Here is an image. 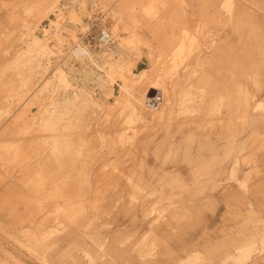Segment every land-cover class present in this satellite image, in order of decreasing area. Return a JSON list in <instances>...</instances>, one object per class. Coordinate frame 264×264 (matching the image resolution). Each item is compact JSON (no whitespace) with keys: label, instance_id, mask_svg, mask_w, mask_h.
Returning a JSON list of instances; mask_svg holds the SVG:
<instances>
[{"label":"rangeland","instance_id":"obj_1","mask_svg":"<svg viewBox=\"0 0 264 264\" xmlns=\"http://www.w3.org/2000/svg\"><path fill=\"white\" fill-rule=\"evenodd\" d=\"M0 264H264V0H0Z\"/></svg>","mask_w":264,"mask_h":264},{"label":"crops","instance_id":"obj_2","mask_svg":"<svg viewBox=\"0 0 264 264\" xmlns=\"http://www.w3.org/2000/svg\"><path fill=\"white\" fill-rule=\"evenodd\" d=\"M145 73L146 75H148L149 76V78L147 79V80H144V81H140L141 82V84H147V86H146V88H145V93L147 94L148 93V96L146 97V99H145V103H143L142 101H140V103L141 104H144L145 105V107H147V108H153V109H159V108H157L156 107V103H157V98H158V96H157V91H156V89H154L153 87H152V85L154 84V81L153 82H150V80L152 79V76H153V73L154 72H149L147 69H143L140 73H139V75L140 74H142V73ZM138 75V76H139ZM151 92H154V94L151 96L150 94H151ZM169 100V101H168ZM167 101H168V105L167 106H169L170 104H171V100H170V98L167 96ZM259 233V230H254L253 231V234L254 235H257ZM179 256V255H178Z\"/></svg>","mask_w":264,"mask_h":264},{"label":"built area","instance_id":"obj_3","mask_svg":"<svg viewBox=\"0 0 264 264\" xmlns=\"http://www.w3.org/2000/svg\"><path fill=\"white\" fill-rule=\"evenodd\" d=\"M82 42L84 41H89L91 42V44H98V45H102V46H106L109 45L111 43L112 40V34L111 32H109L108 30H102L98 35L96 36H83L81 37ZM81 42V41H80ZM81 44V43H80ZM75 52L79 55V56H84L87 54L86 51H84L80 45L76 46L75 48Z\"/></svg>","mask_w":264,"mask_h":264},{"label":"bare ground","instance_id":"obj_4","mask_svg":"<svg viewBox=\"0 0 264 264\" xmlns=\"http://www.w3.org/2000/svg\"><path fill=\"white\" fill-rule=\"evenodd\" d=\"M140 81L147 80L149 78L148 75H146L144 72L138 76ZM87 191V190H86Z\"/></svg>","mask_w":264,"mask_h":264},{"label":"water","instance_id":"obj_5","mask_svg":"<svg viewBox=\"0 0 264 264\" xmlns=\"http://www.w3.org/2000/svg\"><path fill=\"white\" fill-rule=\"evenodd\" d=\"M153 94H154V92H151V94H150V95L152 96Z\"/></svg>","mask_w":264,"mask_h":264}]
</instances>
